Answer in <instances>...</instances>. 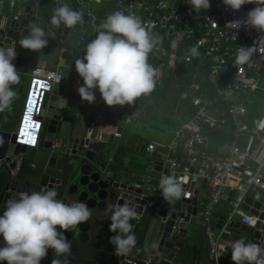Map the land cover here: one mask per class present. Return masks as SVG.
<instances>
[{
  "label": "water",
  "instance_id": "obj_1",
  "mask_svg": "<svg viewBox=\"0 0 264 264\" xmlns=\"http://www.w3.org/2000/svg\"><path fill=\"white\" fill-rule=\"evenodd\" d=\"M62 14L57 28L53 27L52 31L61 34L63 47L75 18L82 22L83 27L91 25L88 23L91 18L79 7L64 9ZM37 22L38 17L31 6L13 14H0V179L3 175L11 177L5 189L14 191L12 179H21L28 187L17 189L16 193L27 195L31 200L38 196L28 192L29 187L52 190L60 187V191H66L68 196L75 198L76 204L60 210L56 227L50 236L44 238L38 236L24 241L17 232H6L0 228V264H264V190L249 195L243 205L257 217L254 224L246 225L239 219L229 222L228 216L215 210L208 224L204 225V219L198 216L205 204L200 195L201 189L194 183L181 185L173 178L164 177V160L137 158L110 178L106 174L108 167L104 166L107 147L102 146L99 139L93 141L85 127L80 134H75L74 128L69 130L71 105L83 95L98 101L102 108L121 110L105 101L106 88L95 73L86 74L89 72L90 54L85 55L88 58L74 57L71 63L62 60L61 65L67 70L74 68L68 71V85L63 82L48 92L49 83L37 81L42 87L38 92L39 98L43 91L48 95L40 117L44 123L34 122V127L37 130L40 124L42 128L46 126L44 139L41 140L43 149L63 158L67 177L62 180L55 175L57 157L53 156L49 166L33 180L24 179L22 162L29 148L34 147L22 143L17 133L3 128L1 123L4 103L13 90L15 80L13 75H7V68L9 64L17 65L22 59L29 44L24 30ZM38 55L35 50L29 53L23 82L28 70L37 66ZM97 59L98 56L93 57L92 62L97 63ZM108 60L109 57H104L100 66L106 67ZM5 85H8L6 90ZM35 137L36 133L33 134ZM147 154L166 157L159 150L147 151ZM248 165L251 169L245 171L244 178L254 171L257 163L251 158ZM201 185L202 189H206L207 180L203 179ZM158 187H161L162 196L156 201L160 208L155 210L148 206V201ZM232 194H226L224 199L231 201ZM20 199H23L22 196ZM193 219H196L194 224ZM45 221L49 223L50 217ZM144 225L143 243L138 245V236ZM207 228L215 234L223 231L222 240H225L226 249L220 256L212 250ZM124 233L128 236L125 237ZM196 237L202 238L201 253L196 250L199 246L195 240H192Z\"/></svg>",
  "mask_w": 264,
  "mask_h": 264
},
{
  "label": "built area",
  "instance_id": "obj_2",
  "mask_svg": "<svg viewBox=\"0 0 264 264\" xmlns=\"http://www.w3.org/2000/svg\"><path fill=\"white\" fill-rule=\"evenodd\" d=\"M13 8L18 3L35 2L43 0H8ZM112 19L118 22L121 30L131 35L130 45L133 49L150 51L151 46L146 40L155 42V50L163 52L165 39L171 40L176 49L188 48L199 53L201 59H207L209 70L207 73L215 83L216 96H198L191 91L201 86L195 80L191 83V91H183L182 99L190 98L194 106L192 119L181 123L173 134L167 146L165 158L164 177L175 179L182 184H197L198 178L206 179L211 190V196L199 212V217L204 219V225L216 207L224 200V196L233 192L228 213V221L237 220L246 225H251L253 218L245 214L243 205L251 190H264V128H253L246 122L247 107L242 102V95L259 87L264 66V0H117V6L111 12ZM128 18L130 22H126ZM146 37L141 43L136 34ZM172 58H181L186 62L192 61L191 53L179 54L177 51ZM166 62L158 56L157 69L165 68ZM95 65H90L94 70ZM227 72L230 80L220 84L215 77ZM15 72L7 68V75ZM29 84L25 93L23 107L17 125L12 133H17L19 140L22 136H31L36 133V143L27 142L26 145L38 147L41 142L43 128L35 130L34 122H43V103L48 95L43 91L39 98L37 94V81L49 83L48 92H52L56 85L64 80L61 71L45 67H35L27 72ZM37 82V83H36ZM36 83V84H35ZM7 85L4 86L6 90ZM41 90V89H40ZM222 103L220 115L213 118L210 114L211 107ZM38 104V106H37ZM129 115L128 112H126ZM131 118L128 116L126 122ZM228 122L235 127L237 136L252 134L253 139L258 138L259 145L252 149L250 146L243 149L239 145L232 147L223 155L209 153L206 149L209 136L203 130V123L213 129H221ZM44 123V122H43ZM44 127V124H43ZM121 132L116 133L120 136ZM22 141V140H21ZM32 144V145H30ZM146 149L150 152L159 150L157 144L150 143ZM164 154V153H161ZM262 154V157H260ZM257 163L254 171L244 178L246 170L251 169L249 159ZM111 160V159H110ZM199 166V168H198ZM106 174L114 178L112 170L107 169ZM198 186V185H196ZM162 196L161 187L152 192L148 206L159 210L156 205L158 197ZM257 220V218H256ZM54 223L49 222L43 229L40 238L48 236ZM208 229V237L212 250L216 256L222 254V232L215 234ZM38 237L27 234L26 240Z\"/></svg>",
  "mask_w": 264,
  "mask_h": 264
},
{
  "label": "crops",
  "instance_id": "obj_3",
  "mask_svg": "<svg viewBox=\"0 0 264 264\" xmlns=\"http://www.w3.org/2000/svg\"><path fill=\"white\" fill-rule=\"evenodd\" d=\"M47 1L48 0H43L39 4H36L35 2L18 3L12 8L8 0H0V14H5L7 12L13 14V12H18L23 8L31 6L32 10L34 11V15L38 17L37 23L30 25L28 29L24 30V33L28 34L29 44L26 46V50L22 56V59H20V62L17 65L9 64L8 66V68H14L12 70L15 72L13 76L15 78L14 84L17 86L16 89H19L20 92L22 85L25 87L26 83L29 84L28 75L25 82L22 81V78L26 73L25 66L27 57L32 50H35L39 53L36 67L56 69L63 73L64 80L59 85H61L63 82L65 85H68V71L74 69L70 67L67 70L65 66L61 65L62 60L66 59L67 63H71L74 57H79L80 59L83 57L85 58V55L90 54L89 72L86 74L91 75L92 72L95 73V76L99 78V82L102 83L104 88H106L104 98L105 101L115 105L116 108H121V110L118 111L117 109L112 108H102L100 107L98 101L86 95L78 97L77 101L72 103L70 112V114H73L75 123L74 133L80 134L85 127L88 129V134L91 135L93 141L99 139L102 146L107 147L108 151L104 166L108 167L107 169L112 170L115 173L121 169L115 170L112 166L115 164L117 157L116 155L119 148H126V159L130 160V162L137 159V157L133 155L134 153H142L146 156L144 158L148 160L156 161L162 159L164 160L165 164L166 157L159 158L158 156L147 154L148 150L146 147L150 143H155L159 148V153H164L161 154L162 156L166 155V148L171 142L175 130L181 123L192 119L195 111L192 101L190 98L182 99L181 93L186 90L191 91L190 85L194 80V75H196L195 80L200 84L201 87L195 91H191V94L198 96L206 95L209 96V98H213L212 96L214 95L213 91L215 90V83L212 79L214 77L211 78V76H209L207 73L210 67L208 60L204 58L201 59L199 53L195 58L192 56L193 59L192 61L190 60V62H186L181 58L174 59L172 56L176 51L180 55L185 54L182 53L183 48L178 46L175 49L171 40L165 39L163 42V47L165 50L163 52L157 51L155 50V42L151 39L146 40V37L139 33L135 35L136 38L141 43L145 42L146 40L147 44L151 46V50L144 51L141 49H133L130 45L131 35L129 33H124V31H122L118 25V22L112 19L110 15L112 10H114L117 6V0H55L54 5L51 6V10L53 9L52 11L57 17L56 20L50 16H44V10L41 6ZM58 5H61V8H58ZM75 7L81 8V10L90 16L91 19L88 23L91 25H88V27H83L82 22L75 18L74 25L67 36V40L63 44L64 46L62 47L61 34L54 33L52 28H57V24L63 15L62 11L64 9L68 8L72 10ZM103 8L106 9L107 19L112 25L114 24L118 28L117 30L113 29L112 25H110L108 21L107 22L109 25L103 24L101 27H97V23L100 19L96 15V11L102 10ZM125 21L127 23L130 22L128 18H125ZM108 35L109 40L105 42V40L108 38ZM108 45H111L112 48L108 49ZM64 48L69 49V51H64ZM98 51H105V53L98 54ZM95 56H98L97 63L92 62V59ZM106 56L109 57L107 65L106 67H101L100 63L103 62V58ZM158 56L163 58L166 62V66L162 70L157 69ZM190 63L193 66L192 68L187 69L176 78H171L170 75L176 76L175 72H177L182 65H190ZM91 64L95 65L94 70H90ZM202 68L204 69V73H202ZM165 70H167L169 76H165L163 79ZM121 73L127 74L129 76H127L128 80L135 83L137 88L136 92H131L128 94V96H119L110 92L109 87L105 83L106 80ZM153 74H155L154 81L150 87L147 88V85L151 83ZM204 75L206 78H204ZM230 77L231 75L229 73L224 72L216 76L215 80H217V82L220 84H224L230 80ZM164 85L166 88L164 90L158 91V88ZM210 91L212 93H210ZM262 98H264V66L262 68V77L259 82V87L242 95V102L247 107V113L245 117L246 122L248 126L253 127L254 129L257 128V126L264 128V112L263 117L261 119L256 118L251 125L247 120L248 106H250L254 100ZM220 108L222 110L224 109L221 102L211 107L210 114L213 118H217L220 115ZM263 110L264 106L262 107L261 111ZM126 112H128L129 115H127ZM128 116L131 118V120L126 122V118ZM258 121H260V123H258ZM133 124L139 129H146L147 132L154 130L156 135L148 136V138L143 137L142 135H136L135 137H132L131 133L129 132V128ZM203 130L209 136V142L206 147L207 151L209 153H215L219 156L228 152L233 144L237 143V145H239L237 140L244 137L249 138L247 147L250 146L252 148L254 142H256L255 144L257 146L259 145L258 138L256 137L253 139L254 135L252 134L248 133L242 136H237L235 133V127L231 122H228V124H226L221 129H213L207 124L203 123ZM225 130L231 132L234 135L233 143L217 144L216 142H211V132ZM117 131L121 132L120 136H116ZM130 145H133V147ZM257 146H255V148ZM247 147L242 148L246 149ZM44 151L45 149H43L42 141L38 144V147L29 148V153L24 156V159L31 155L32 163L28 165L26 171L24 172V177L26 179L34 178L35 175L39 174L48 165L52 153L48 151L49 156L46 160V152ZM202 183L203 179L198 178L196 185H198L197 187L201 189V198L206 203L211 196V193H209L211 190L209 186H207L206 189H202ZM156 189H154L153 192H155ZM256 191L260 190H251L249 195H252ZM224 200L216 207V210L218 213H220V215L227 216L228 208L230 209V206L226 204ZM244 210L245 214H248L253 218L252 224H254L257 217L252 215L245 208ZM33 215L43 222H46L44 219L45 213L35 214L34 212ZM239 218L240 217H238L237 220ZM34 220L35 217L30 218L22 225L23 227L16 225L12 230L17 232L19 235L30 234L28 232L34 230L35 228ZM195 220L196 219H193V224ZM144 228L146 229V225H144ZM202 228L203 227L201 226L200 229ZM23 229L26 230V232L22 233L21 230ZM224 231L227 232L226 228ZM22 240L28 241L26 238ZM192 240H195L196 245L199 246L196 250L201 253L202 249L200 245L202 244V238L196 237ZM133 241H135V239H133ZM137 243L138 245H142L143 242L140 243L138 239ZM220 246L221 251L223 252L226 249L225 240H222Z\"/></svg>",
  "mask_w": 264,
  "mask_h": 264
},
{
  "label": "flooded vegetation",
  "instance_id": "obj_4",
  "mask_svg": "<svg viewBox=\"0 0 264 264\" xmlns=\"http://www.w3.org/2000/svg\"><path fill=\"white\" fill-rule=\"evenodd\" d=\"M68 118L70 121L69 130H71L72 128L75 127L73 114L68 115ZM53 156L57 157V161L55 164V175L59 177L60 179L62 178V180H64L67 177L66 174H64V172L67 170L65 165L63 164L64 160L59 155H57V153L55 152L51 154V157ZM48 166H49V163L46 167ZM24 179L26 178L24 177ZM77 179L78 178L76 177L74 180L76 181ZM10 180H11V177H8L6 175H3L2 178L0 179V198H1L0 222L1 220L3 221L4 219L5 220L4 223H6L5 227L2 228L3 231L14 232L12 229L16 225L22 226L27 221L23 218L24 213H29L30 218L35 217V220H34L35 228L40 230L43 227V221L36 218V216H34L33 214L34 212L35 214L45 213L44 219H46L47 217H50V222L54 223L52 230L48 234V236H50L53 229L56 227L57 222L59 221L58 215H59L60 210L65 207H73L76 204L74 202L75 198L73 196H68L66 191L65 192L60 191L62 190V188L60 187L54 190L49 189L47 187H43L42 189L29 187L28 192H31L38 196L37 199H32V200L27 195H23V194L17 195L16 190L25 189L28 187V184L24 183L19 178H15V179H12L11 181V185L13 186V188H15V191L14 189L7 190L5 189V186L7 182ZM92 189H94V185H92ZM59 195L61 196L60 198H58ZM20 196H22L23 199H20ZM55 213H57L56 218L54 217ZM21 232L24 233L26 232V230L23 229L21 230ZM124 234H125V237L128 236L127 233H124Z\"/></svg>",
  "mask_w": 264,
  "mask_h": 264
},
{
  "label": "trees",
  "instance_id": "obj_5",
  "mask_svg": "<svg viewBox=\"0 0 264 264\" xmlns=\"http://www.w3.org/2000/svg\"><path fill=\"white\" fill-rule=\"evenodd\" d=\"M54 1L55 0H48L46 3L42 4L41 7L44 10V16L45 17H49L50 16L51 18L56 20L57 17L54 15V13L52 11L53 9L51 10V6L54 5ZM107 1H109V0H107ZM111 1H114V0H111ZM96 15L100 19L98 21V23H97V27L98 28L101 27V25H103V24L112 25L110 23V21L106 17V9L105 8H103L102 10L96 11ZM107 21L109 22V24H108ZM112 28L115 29V30L118 29L114 24L112 25ZM108 40H109V35H108V38L105 40V42L108 41ZM111 48H112L111 45L110 46L108 45V49H111ZM104 53H105V51H98V54H104ZM182 53H191V55L194 58L198 56L197 53L192 52L188 48H183L182 49ZM192 67L193 66L191 65V63H190V65H182L179 68V70L177 72H175L176 76H172V75H170V76H171V78H176L179 75H181L183 72H185L187 69H190ZM203 70L204 69L202 68V73H204ZM127 76H128L127 74L121 73V74L113 76L110 79H107L105 83L109 87L110 92L113 93V94L119 95V96H128V94H130L131 92H136L137 88H136L135 83L130 82L128 80L129 76L128 77ZM165 76H169V73H167V70H165L163 79L165 78ZM154 78H155V74H153L152 79H151V83H149L147 85V88L150 87V85L154 81ZM204 78H206L205 75H204ZM160 87L158 88V91L164 90L166 88L165 85L162 86L161 88ZM210 93H212V92L210 91ZM213 93H214V95L212 97L216 96V90H214ZM263 106H264V98L256 99L250 104V106H248L247 120H248V122L251 125L253 124V122H254V120L256 118H260L261 119L263 117L264 110L261 111ZM45 125H47V121H45ZM1 126L3 128H7V129L9 128L6 123H1ZM45 133H46V126L44 127V129L42 131V134H41V136H42L41 140L42 141L44 139ZM210 136H211V138H210L211 142H216L217 144H226V143H233L234 142V135L231 132H228L227 130L211 132ZM248 140H249L248 137H244L242 139L237 140V142H238V144L240 146H242L244 148V147H247L248 142H249ZM255 143L256 142H254V144L252 146V149H254L255 146H257ZM126 153H127L126 152V148H119V150L117 151V155H116L117 157H116L115 164L112 165L115 170H119L120 168H124L130 163V160L126 159V155H127ZM30 163H32L31 155L23 160L21 171L25 172L26 168L28 167V165H30ZM224 202L230 206V202H228L227 200H224ZM228 213H229V208H228ZM23 218L25 220H28L30 218V214L29 213H24L23 214ZM4 222H5L4 219H3V221L1 220L0 228H4L5 227L6 223H4ZM46 226H47V223L43 222V227L40 230L34 228V230H31L28 233H32V234H35V235L39 236ZM144 234H145V228L143 229V231L138 236V239H139L140 243L143 242ZM26 237H27V234L20 235L21 239H25Z\"/></svg>",
  "mask_w": 264,
  "mask_h": 264
},
{
  "label": "rangeland",
  "instance_id": "obj_6",
  "mask_svg": "<svg viewBox=\"0 0 264 264\" xmlns=\"http://www.w3.org/2000/svg\"><path fill=\"white\" fill-rule=\"evenodd\" d=\"M27 84L28 83L25 84V87L22 93L19 92V89H16L17 86H15L14 84L13 90L15 89L16 90L13 91L11 95L5 100L3 112H2V123H6L9 127L8 128L9 130H13L15 128V124L19 118V115H20V112L23 106L22 100H24L25 93L28 87ZM129 132L131 133L132 137H135L136 135H139V136L142 135L143 137L148 138V136L156 135V132L154 130H150L147 132L146 129H139L134 124L131 125V127L129 128ZM130 146L133 147V145H130ZM44 152H46L45 155H46V160H47V157L49 156V152L48 150H45ZM133 155L139 159L146 157L145 154H142V153H134Z\"/></svg>",
  "mask_w": 264,
  "mask_h": 264
},
{
  "label": "bare ground",
  "instance_id": "obj_7",
  "mask_svg": "<svg viewBox=\"0 0 264 264\" xmlns=\"http://www.w3.org/2000/svg\"><path fill=\"white\" fill-rule=\"evenodd\" d=\"M36 83H37V82H36ZM36 83H35V84H36ZM36 85H37L36 87H37V89H38V90H37V94H38V92L40 91V89H41L42 87H41V84H40V83H37ZM38 129H39V128H38ZM36 136H37V135H36ZM20 140H22L21 142H22V143H25V144H26L27 142H30V143H32V144H35V143H36V139L33 138V135H31V136H29V137H28V136H22ZM32 144H30V145H32Z\"/></svg>",
  "mask_w": 264,
  "mask_h": 264
}]
</instances>
